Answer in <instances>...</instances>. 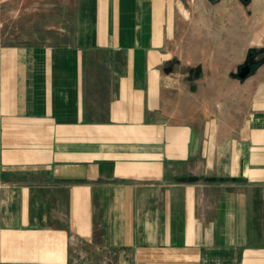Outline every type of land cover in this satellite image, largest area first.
<instances>
[{
    "label": "crops",
    "instance_id": "1",
    "mask_svg": "<svg viewBox=\"0 0 264 264\" xmlns=\"http://www.w3.org/2000/svg\"><path fill=\"white\" fill-rule=\"evenodd\" d=\"M212 2L0 20V264H264V0Z\"/></svg>",
    "mask_w": 264,
    "mask_h": 264
},
{
    "label": "rangeland",
    "instance_id": "2",
    "mask_svg": "<svg viewBox=\"0 0 264 264\" xmlns=\"http://www.w3.org/2000/svg\"><path fill=\"white\" fill-rule=\"evenodd\" d=\"M53 1L55 0H0V17L3 15L0 20L4 18L7 21V26L16 27L15 32L9 39L17 38L16 31L19 17L27 22L29 19L33 20V16L36 14L37 18L49 15L52 13L50 3ZM211 1H213L212 4H215L218 0ZM30 26V29L34 30L33 25ZM245 62H248L250 65L251 70L249 73H252L254 70L256 71L258 66L264 62V44L256 42L248 46L240 63L243 65Z\"/></svg>",
    "mask_w": 264,
    "mask_h": 264
},
{
    "label": "water",
    "instance_id": "3",
    "mask_svg": "<svg viewBox=\"0 0 264 264\" xmlns=\"http://www.w3.org/2000/svg\"><path fill=\"white\" fill-rule=\"evenodd\" d=\"M242 1H248V0H242ZM250 72V65L248 64V62H245L240 68L239 71L237 73V77L239 78H244L245 76H247Z\"/></svg>",
    "mask_w": 264,
    "mask_h": 264
}]
</instances>
